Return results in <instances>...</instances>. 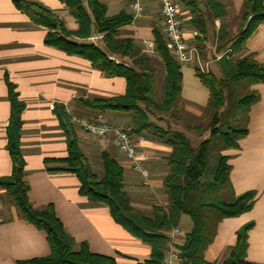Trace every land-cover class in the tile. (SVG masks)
<instances>
[{
    "label": "crops",
    "instance_id": "0c3cea01",
    "mask_svg": "<svg viewBox=\"0 0 264 264\" xmlns=\"http://www.w3.org/2000/svg\"><path fill=\"white\" fill-rule=\"evenodd\" d=\"M34 1L55 11L68 28L78 27L76 19L62 0ZM104 1L109 15L123 9L133 14L131 0ZM141 1L144 15L120 28V33L123 37L134 38L136 46L152 58L157 72L158 67L162 69L163 62L155 49L147 51L146 48L148 42H155L154 28L162 30L160 4L158 0ZM175 1L182 17L185 38L196 46L200 43L205 55V59H202L209 62V68L219 73L217 58L212 59L213 54L217 57L230 47L216 52V35L223 22L231 37L238 34L244 0H219L226 15L224 18L208 19L207 34L200 33L190 23L193 13L186 2ZM198 4L205 11L203 0H198ZM48 31L46 26L33 23L25 12L15 6L13 0H0V178L9 176L13 170L7 146L11 116L8 83H11L25 104L21 113L23 123L20 140L25 159L24 180L29 186L31 204L36 208L53 204L67 232L78 243L87 242L91 251L112 256L117 264L144 262L151 256V245L117 223L106 203L95 202L83 195L77 175L63 169L67 166L62 160L68 156V143L55 107L64 106L71 116L79 145L91 166L88 154L102 161L103 151L120 163L124 169V190L130 195L132 204L148 214L154 204L166 203L163 179L169 172L166 157L172 147L147 132H135L138 147L152 155L148 163L152 181L149 186H145L142 177L133 170L112 136L98 137L83 131L80 120L100 112L84 106L82 101L124 94L126 80L121 76H107L81 55L69 54L59 47L46 44ZM77 40L94 43L101 49L104 47L100 33ZM250 53L264 64V21L233 56L242 57ZM111 58L124 61L125 64L131 62L128 56L112 55ZM182 75V107L189 111L204 109L210 92L197 76L195 66L182 68ZM252 88L258 92L259 98L249 110L248 132L239 140L238 147L227 148L223 153L229 156L233 193L240 195L255 190L256 200L250 210L220 221L215 239L205 251V259L210 264L224 259L230 253L237 242L238 229L250 221L254 222V226L248 231L247 259L254 264H264V82L254 84ZM122 113L114 110L103 112L114 124H132L133 115L130 112ZM103 172L104 169L101 175H97L101 178ZM191 226L187 215H184L178 227L179 234L172 236L173 242L184 243L185 234ZM50 251L47 233L23 218L13 199L10 200L8 190L0 186V264H18L21 260L47 256Z\"/></svg>",
    "mask_w": 264,
    "mask_h": 264
},
{
    "label": "trees",
    "instance_id": "16d2710c",
    "mask_svg": "<svg viewBox=\"0 0 264 264\" xmlns=\"http://www.w3.org/2000/svg\"><path fill=\"white\" fill-rule=\"evenodd\" d=\"M78 27L70 29L63 19L44 4L34 0H13L15 6L25 12L36 25L46 26L49 31L45 43L56 46L69 54L81 55L107 76L124 77L126 91L121 95L84 99L82 104L96 112L108 110L130 112L133 115L135 132H147L172 147L166 157L169 172L163 179L166 204L152 206L150 214L135 207L130 195L124 190V169L108 152L101 153L103 176L93 170L79 139L71 116L62 105L55 107L60 125L67 136L68 156L63 158L66 170L72 171L80 180V192L95 202L106 203L113 219L132 235L151 245V256L138 264H163L166 252L172 244L170 232L179 227L187 215L192 220L191 229L185 234L182 244H175L180 253V264H210L205 251L213 243L217 228L225 217L238 216L250 210L256 200V191L249 190L240 195L233 193L230 180L227 148L238 147L239 140L248 132L247 123L251 105L259 98L252 87L264 82V64L250 53L235 57L245 41L264 21V0H244L240 13L242 23L236 36L231 37L226 23H222L216 35V52L231 48L228 55L216 59L219 73L209 68L195 72L210 92L205 111L207 124L191 125L189 130L202 137L193 146L187 134L171 125L182 99V66L166 46L162 30L155 27V51L165 66L161 96L157 94V72L152 58L142 52L134 38L123 37L120 28L130 24L134 15L121 10L109 15L104 0H62ZM192 11L190 23L200 33L207 34V20L224 18L225 8L219 0H203L205 11L198 0H184ZM94 33L102 34L103 49L94 43L77 39H88ZM201 56L205 59L200 43ZM131 59L130 63L117 61L111 56ZM11 102L10 123L7 129L8 149L13 161L9 176L0 178V186L7 189L20 214L27 221L47 233L50 254L18 261V264H117L116 259L95 253L87 242L78 243L65 229L55 213L53 204L34 207L28 198L29 186L24 180L25 159L21 150V113L25 107L13 84L8 83ZM245 115L243 123L240 122ZM208 136L205 138V134ZM216 162L211 180H205L207 167ZM254 226L250 221L237 231V242L230 253L213 264H254L247 259L248 231Z\"/></svg>",
    "mask_w": 264,
    "mask_h": 264
},
{
    "label": "built area",
    "instance_id": "2783aa9c",
    "mask_svg": "<svg viewBox=\"0 0 264 264\" xmlns=\"http://www.w3.org/2000/svg\"><path fill=\"white\" fill-rule=\"evenodd\" d=\"M160 4L162 32L166 41V46L173 57L182 67L194 65L203 72H208L209 62H205L198 47L187 41L183 30V21L179 7L175 0H158ZM130 7L133 11L134 19L144 15V6L141 0H131ZM155 49V42L147 43V51ZM231 48H227L223 53L217 55V59L228 55ZM83 130L98 137L112 136L120 150L124 153L132 168L142 177V183L149 186L152 181V173L148 163L152 155L144 149L138 147L135 140V131L132 124H114L110 122L103 113L86 117L80 120ZM166 204V203H165ZM172 232V233H171ZM173 234H179L180 230L174 228ZM163 264H180V253L172 240L170 249L166 252Z\"/></svg>",
    "mask_w": 264,
    "mask_h": 264
},
{
    "label": "rangeland",
    "instance_id": "374dc122",
    "mask_svg": "<svg viewBox=\"0 0 264 264\" xmlns=\"http://www.w3.org/2000/svg\"><path fill=\"white\" fill-rule=\"evenodd\" d=\"M190 66H192V65H190ZM187 67L188 66H185L182 68H187ZM213 70H215V69H213ZM164 73H165V68H164V63H162V69H160L158 67V70H157V84H156L157 90L156 91H157V94L159 96H161L162 87L164 84V77H165ZM178 106L179 107L174 111L176 114V119H175L174 115H170V117H169L170 121H171V125L174 129H178L180 131L185 132L187 134V136L191 139L193 146L197 147V145L202 140V137L197 132L189 130V126L207 124L208 120H209L208 114L205 111V108L189 111V110H186L182 107V103L178 104ZM122 114H123V116H127L126 113H122ZM244 117H245V115L242 114V116L240 117L241 123H243ZM207 136H208V132L205 134V138ZM88 155H89V158L91 160V163H92V166H93L95 173L98 175H101L102 171H103V165H102L101 159L99 157H95V156L92 157L91 154H88ZM215 167H216V162H212L207 167L206 175L204 177L205 180H211L213 173H214V170H215ZM9 198H10V200H12V197L10 196V194H9ZM187 219L189 220V222H191V225H192L191 218L189 216H187Z\"/></svg>",
    "mask_w": 264,
    "mask_h": 264
}]
</instances>
